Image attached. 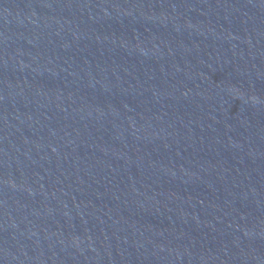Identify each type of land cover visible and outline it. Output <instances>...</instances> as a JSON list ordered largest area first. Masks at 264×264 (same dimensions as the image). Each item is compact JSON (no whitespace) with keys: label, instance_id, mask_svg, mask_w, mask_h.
<instances>
[{"label":"water","instance_id":"1","mask_svg":"<svg viewBox=\"0 0 264 264\" xmlns=\"http://www.w3.org/2000/svg\"><path fill=\"white\" fill-rule=\"evenodd\" d=\"M0 264H264V0H0Z\"/></svg>","mask_w":264,"mask_h":264}]
</instances>
